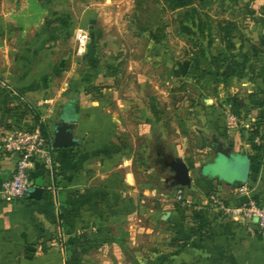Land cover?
I'll use <instances>...</instances> for the list:
<instances>
[{
    "label": "crops",
    "instance_id": "0c3cea01",
    "mask_svg": "<svg viewBox=\"0 0 264 264\" xmlns=\"http://www.w3.org/2000/svg\"><path fill=\"white\" fill-rule=\"evenodd\" d=\"M98 4L0 0V145L5 130L41 121L53 158L50 169L39 160L29 169L31 186L43 188L39 198H0V264H264V235L214 212L199 229L192 207L175 202L172 193L179 186L169 185L172 171L159 161L160 155L156 161L161 171L154 177L143 169V159H133L121 111L115 113L92 93L111 80L110 65L99 61L92 42L104 13ZM262 13H245L244 19L260 24L255 20L264 18ZM206 14L214 22L228 19L240 25L236 17ZM182 20L178 13L172 32L186 37L181 62L189 69L198 67L199 76L208 69L230 68V80L244 86L229 95L242 104L240 116L230 104L226 107L242 123L228 126L215 103L198 100L202 121L195 129L200 139L196 150L183 144L177 151L163 150L187 165L191 182L184 190L193 200L215 191L230 205L248 198L264 204V153L253 158L247 136L256 120L264 136V54L257 59L248 55L246 61L241 57L264 35V28L260 24L256 39L246 37L241 27L234 32L231 52L239 70L218 56L226 45L216 29L186 33L179 26ZM81 31L88 40L78 50ZM157 32L149 23L136 33L147 37L145 51L156 48L148 44ZM68 36L73 42L65 48ZM169 48L164 52L172 53ZM135 74L138 83L151 82L143 72ZM148 113L151 121H158L159 113ZM56 127L71 132L74 143L53 146ZM142 130L147 129L134 127V132ZM188 132L182 130L183 135ZM218 145L229 149L230 156L220 153ZM16 159V154L0 152V188L14 172ZM242 184L247 194L238 192Z\"/></svg>",
    "mask_w": 264,
    "mask_h": 264
},
{
    "label": "rangeland",
    "instance_id": "374dc122",
    "mask_svg": "<svg viewBox=\"0 0 264 264\" xmlns=\"http://www.w3.org/2000/svg\"><path fill=\"white\" fill-rule=\"evenodd\" d=\"M92 1H100L98 7L105 13L98 22V31L92 42L98 48L96 56L99 61L104 60L106 65H110L108 73L111 75L109 83L92 90L93 96L108 104L115 113L121 111L133 159H143V169L149 170V177H154L161 171L156 161L160 155L159 150L167 154L163 148L173 152L183 144L194 151L200 143L195 129L202 120L196 112L200 106L195 102L199 100L209 103V99L225 116L228 96L241 91L244 86L230 80V68L210 69L200 76L199 70L186 68L181 62L186 37L172 33L178 27V10L167 9L160 0ZM205 1L200 11L208 12L217 19L236 17L240 19V27L246 37H258L261 25L245 20L244 14L250 10L257 14L264 13V0ZM77 8L80 10V4ZM149 23L158 30L157 36L151 37L152 43L147 41L148 45L154 44L156 47L151 52L144 48L147 37L136 35L139 29L149 27ZM72 42L73 38L68 36L63 42L65 48H69ZM165 46L172 48L173 52L165 53ZM154 51L158 52L157 59L152 56ZM161 52L166 54V58L159 55ZM135 72L150 76L151 82L138 83ZM149 110L160 114L157 122L150 120ZM141 111H145L147 116H142ZM166 118L169 121L167 127ZM139 126L147 130L134 132V127ZM184 129H188L187 135H183ZM169 185L173 187L171 180Z\"/></svg>",
    "mask_w": 264,
    "mask_h": 264
},
{
    "label": "built area",
    "instance_id": "2783aa9c",
    "mask_svg": "<svg viewBox=\"0 0 264 264\" xmlns=\"http://www.w3.org/2000/svg\"><path fill=\"white\" fill-rule=\"evenodd\" d=\"M88 34L81 31L78 37V50L83 49ZM227 124L234 127L242 123L232 114L229 107L225 109ZM52 147L49 137L42 129L41 121L25 126L13 127L2 133L0 152L2 154H16V166L12 175L5 179L0 188V198L6 201L21 198L26 195L31 186L29 169L34 160L44 163L47 168H52ZM182 186L177 187L174 200L182 208L192 207L196 210H205L216 213L223 218L243 223L249 232L256 229L264 235V204L248 198L238 205H230L218 192L211 191L200 200H193L188 196ZM239 193L247 194L245 184L237 188Z\"/></svg>",
    "mask_w": 264,
    "mask_h": 264
},
{
    "label": "trees",
    "instance_id": "16d2710c",
    "mask_svg": "<svg viewBox=\"0 0 264 264\" xmlns=\"http://www.w3.org/2000/svg\"><path fill=\"white\" fill-rule=\"evenodd\" d=\"M163 5L171 10V11H179V15L183 18L180 21V29L186 33L192 34V28L198 30V32L202 33V30L207 29L210 32L212 29H216L218 32V37L221 42H223L225 46V50L219 51L218 56L221 57L223 62L232 64L234 66L237 65L235 55L231 52L232 42L231 39L236 37L234 32L240 29V25L237 24L236 21L232 20H222L216 21L209 20L207 16V12L203 13L200 11L205 4V0H160ZM197 2V3H196ZM198 4V5H197ZM255 13L253 10H250L248 14ZM264 14V13H262ZM256 22L262 24L264 28V18H259L255 20ZM209 33L208 35H210ZM212 40V39H211ZM264 54V35L260 36L256 43L251 44L249 52H245L241 54V57L244 61L248 59V55L254 57V59L258 58V54ZM238 67V65H237ZM196 70H200L198 67H195ZM241 70L240 67H238ZM249 68L253 69V66L250 65ZM210 70V69H208ZM264 70V66H263ZM207 71V70H206ZM227 103L230 104L232 112L240 116L242 104L239 100L235 99L234 96H228ZM260 120H256L253 123L252 129L248 132V140L251 143V147L254 151L253 158L258 159L262 157L264 153V136L260 131ZM43 129V127H42ZM44 131V129H43ZM258 138L260 141L257 142L255 139ZM207 214L208 212L205 210H196L192 208V215L194 219L198 222L199 229L201 227H205L207 224Z\"/></svg>",
    "mask_w": 264,
    "mask_h": 264
},
{
    "label": "water",
    "instance_id": "95a60500",
    "mask_svg": "<svg viewBox=\"0 0 264 264\" xmlns=\"http://www.w3.org/2000/svg\"><path fill=\"white\" fill-rule=\"evenodd\" d=\"M74 143L71 132L65 130L64 128L56 127L53 133V146H69ZM217 150L224 156L229 157V149H223L221 145H218ZM162 158L159 161L164 167H168L172 171L171 175V185L172 186H182L188 187L190 185V175L187 165L179 158L173 157L171 155L164 154L160 152ZM232 165V164H231ZM226 170V166L224 167ZM43 188L39 186H30L26 195L32 198H39L42 194Z\"/></svg>",
    "mask_w": 264,
    "mask_h": 264
},
{
    "label": "flooded vegetation",
    "instance_id": "af4514ba",
    "mask_svg": "<svg viewBox=\"0 0 264 264\" xmlns=\"http://www.w3.org/2000/svg\"><path fill=\"white\" fill-rule=\"evenodd\" d=\"M159 153L161 152L160 150L158 151ZM160 155H161V153H160ZM162 158V156L160 157V159Z\"/></svg>",
    "mask_w": 264,
    "mask_h": 264
}]
</instances>
